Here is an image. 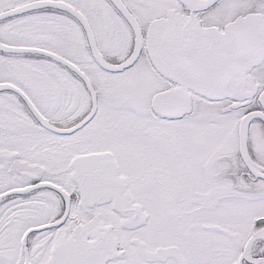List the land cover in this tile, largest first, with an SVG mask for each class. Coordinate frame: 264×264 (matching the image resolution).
Returning <instances> with one entry per match:
<instances>
[{
  "label": "snow or ice",
  "instance_id": "6c2138e0",
  "mask_svg": "<svg viewBox=\"0 0 264 264\" xmlns=\"http://www.w3.org/2000/svg\"><path fill=\"white\" fill-rule=\"evenodd\" d=\"M0 264H264V0H0Z\"/></svg>",
  "mask_w": 264,
  "mask_h": 264
}]
</instances>
